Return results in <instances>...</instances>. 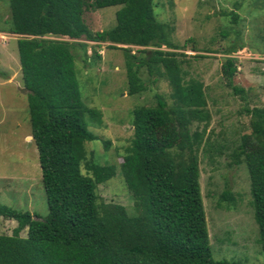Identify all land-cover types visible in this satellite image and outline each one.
Segmentation results:
<instances>
[{"label":"trees","instance_id":"16d2710c","mask_svg":"<svg viewBox=\"0 0 264 264\" xmlns=\"http://www.w3.org/2000/svg\"><path fill=\"white\" fill-rule=\"evenodd\" d=\"M154 1L8 0L6 32L19 36L18 59L48 214L40 220L0 205V219L16 222L11 235L0 234V264H240L213 258L199 183L197 151L203 134L190 130L192 123L209 119L203 85L185 82L177 53L161 50L176 46L171 29L155 17ZM112 6L120 7L115 26L92 33L84 12ZM46 37L107 43L110 49L144 48L142 57L121 48L129 96L146 90L141 69L168 81L171 104L157 94L153 106L132 110V137L118 167L101 164L86 149V143L98 138L87 130L85 115L97 123L102 115L81 100L72 53L81 43ZM241 48L233 45L225 51L221 73L233 95L244 100L246 91L233 83L236 58L230 57ZM243 113L250 137H242L232 158L248 173L264 264V106H245ZM169 128L178 134L162 145ZM103 144L107 148L109 142ZM117 168L134 215L98 197V186L113 178ZM218 202L229 209L236 198L225 190Z\"/></svg>","mask_w":264,"mask_h":264},{"label":"rangeland","instance_id":"374dc122","mask_svg":"<svg viewBox=\"0 0 264 264\" xmlns=\"http://www.w3.org/2000/svg\"><path fill=\"white\" fill-rule=\"evenodd\" d=\"M119 8H89L83 19L95 34L115 26ZM154 13L171 29L170 41L176 46L175 50H161L177 53L185 82L195 80L203 85L209 119L192 123L190 130L203 134L197 151L199 183L213 258L262 264L248 173L244 164L233 162L232 152L242 137H250L244 107L264 106V0H155ZM233 14L237 16L235 22ZM9 17L8 0H0V205L29 212L42 220L48 214L47 203L31 137L28 92L17 52L19 36L6 32ZM46 38L81 43L72 47L81 100L85 107L102 115L101 123L85 115L87 130L98 138L86 143V149L101 164L118 167L132 137V110L153 106L157 94L171 104L168 81L141 69L139 77L146 90L129 96L121 48L131 49L136 57L143 56L139 51L144 48L117 45V49H110L107 43ZM233 45L242 46L230 57L236 58L233 83L246 91L244 100L234 96L222 78L224 53ZM177 134L176 128H169L162 136V145L173 141ZM103 141L109 142L107 148ZM225 190L236 198L235 206L229 209L218 202ZM97 194L103 202L120 204L130 215L136 214L119 168L113 178L98 186ZM15 227L16 222L0 219V234L11 235ZM20 236L25 237L26 232Z\"/></svg>","mask_w":264,"mask_h":264}]
</instances>
